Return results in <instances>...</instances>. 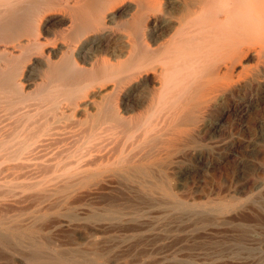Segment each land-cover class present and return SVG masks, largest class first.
Masks as SVG:
<instances>
[{
    "label": "bare ground",
    "instance_id": "bare-ground-1",
    "mask_svg": "<svg viewBox=\"0 0 264 264\" xmlns=\"http://www.w3.org/2000/svg\"><path fill=\"white\" fill-rule=\"evenodd\" d=\"M240 92L264 95V0H0V116L13 119L0 125V249L29 264L95 262L105 255L90 233L154 241L171 222L238 209L235 196L182 200L169 171ZM69 227L91 251L48 254Z\"/></svg>",
    "mask_w": 264,
    "mask_h": 264
},
{
    "label": "rangeland",
    "instance_id": "rangeland-1",
    "mask_svg": "<svg viewBox=\"0 0 264 264\" xmlns=\"http://www.w3.org/2000/svg\"><path fill=\"white\" fill-rule=\"evenodd\" d=\"M34 68L29 71V82L32 85L26 88L28 92L36 87L34 84L40 82L37 79L41 75L40 69ZM244 97L243 92H240L213 109L207 117L211 125L209 131L198 139L196 136L195 145L190 150H184L172 166V171H169L172 174L171 184L176 187L175 192L182 200L201 203L207 200L215 203L235 196L240 201L238 209L226 215H204L190 222H171L167 226L169 232L161 231L163 234H159L156 231L159 241H152L155 235L145 233L146 230L139 242L130 241L133 233L131 230L114 231V234L90 233V238H97L98 251L101 248L105 252L100 253L105 255L101 260H89L91 264H103V260L106 261L104 264H232V261H236L233 264H252L253 261V264H264V95ZM8 116L7 119H10ZM0 117H3L0 121L5 120L0 125L11 120L13 122V119ZM71 141L66 139L53 146L49 152L63 153L61 150L68 147ZM113 192L101 193L97 204L94 202L96 200L93 201L95 210L102 211L100 208H104L109 198L114 197ZM53 232L49 238L51 242L55 238L54 244L50 242L48 254L60 250L63 254L67 253L66 256L76 257L93 248L90 242H86L90 238L78 230L69 227L59 228L58 233ZM109 236L111 239L118 236L126 240L111 242ZM64 249L70 251L65 252ZM5 252L13 255L11 257L14 259L9 258ZM18 253L21 254L19 249L3 250L0 253V264H6L7 260L9 264L11 259L12 264H29ZM107 257H110L108 261L105 259Z\"/></svg>",
    "mask_w": 264,
    "mask_h": 264
}]
</instances>
